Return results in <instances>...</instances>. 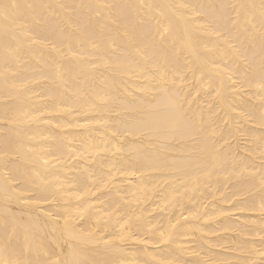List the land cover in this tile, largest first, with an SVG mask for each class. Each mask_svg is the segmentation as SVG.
<instances>
[{
    "label": "bare ground",
    "instance_id": "obj_1",
    "mask_svg": "<svg viewBox=\"0 0 264 264\" xmlns=\"http://www.w3.org/2000/svg\"><path fill=\"white\" fill-rule=\"evenodd\" d=\"M0 264H264V0H0Z\"/></svg>",
    "mask_w": 264,
    "mask_h": 264
}]
</instances>
